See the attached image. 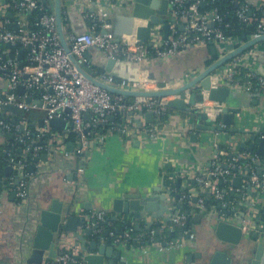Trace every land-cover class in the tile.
<instances>
[{
  "label": "crops",
  "instance_id": "1",
  "mask_svg": "<svg viewBox=\"0 0 264 264\" xmlns=\"http://www.w3.org/2000/svg\"><path fill=\"white\" fill-rule=\"evenodd\" d=\"M248 1L259 5L262 0ZM48 2L50 5L49 0ZM3 3L4 0H0V29H7L6 20L17 22L19 18L11 9L4 7ZM63 5L67 37L71 33L87 30L88 20L81 12L79 0H63ZM106 8L110 20L112 15L120 13L118 7L108 6ZM10 12L13 13L12 19L8 17ZM26 22V25L30 27V21L27 19ZM144 23L143 20H135L134 26L130 28L132 33L123 35L126 38L128 36H131L129 38H135L137 26L145 25ZM123 28H125L124 25ZM161 30L164 35L163 29ZM177 32L180 31L178 23H175L172 25L170 35ZM234 39L236 47L244 42L241 38ZM3 47L0 49V95L8 91L9 83L1 66L5 60L11 59L14 53L13 47H7L6 44ZM222 51L223 49L217 45H215V50L212 49V45H194L168 59L152 58L143 65L141 71L134 66L128 67L123 64L119 67L117 74L121 78L153 77L147 87L151 90L180 87L200 75L207 67L221 58L225 54ZM89 53L91 56L90 59H86V63L92 66L96 72L101 73L99 69L103 70L105 64L104 53L98 49H91ZM4 54H6L5 59L3 58ZM239 58L245 69L264 75V42L255 45L240 55ZM120 77L115 79L120 81ZM26 94H29L27 90L22 94L18 93V96L26 100L28 98H25ZM205 97V103L202 105H210L212 101L209 100L206 93ZM133 98V96L128 97L130 100H133ZM168 99H175V96H169ZM244 103L246 106H242L239 114L233 115L231 124H226L223 120L222 123L226 125L225 128H221L215 123L216 118L206 123L200 117L193 119L188 112L167 107L172 111L162 121V132L155 139L140 141L134 138L131 140L125 139L118 133H110L100 143L91 141L87 150L85 173L81 180L76 175V167L80 164V158L75 153L78 140L65 141V150L69 153H66V151L55 153L48 151L47 162L40 165V167L34 163L35 161L30 162L28 167L34 165L35 169H32V171L27 169V173L30 175L27 201L25 203L20 202L17 196L13 194V188H4L0 193V262L20 264V261H25L29 257L32 249L31 236L34 231L33 227L35 228L34 221L38 218L40 210L49 208L54 200L62 204L64 212H67L65 214L66 218L70 215L82 216L83 211L105 210L112 217H117L114 219L118 222L128 223V221H131L134 226L147 229L149 225L151 226L164 218L156 217L154 215L157 212L148 210H143L141 217H136L135 212L132 210L129 213L117 212L114 209L116 199L126 201L128 200L126 195L132 193L154 195L171 190L167 194V201L171 203V208L165 212V215L167 216L174 210L179 209L186 213L184 205L187 202L182 197L180 200H175L173 196L180 192L182 196L186 193H193L197 187L194 176L207 172L212 167V161L218 153L221 151L224 152L223 155H231V151L241 153L245 151L241 147L242 142L254 143L256 147L258 146L260 138L255 140L254 137L264 132V92L257 89L249 93L236 92L231 98V105L233 106L240 107ZM0 113L13 123H19L24 118L21 113L4 112L1 108ZM35 114L38 117L31 121V125L35 126L34 128L40 127V120L44 116V111L35 110ZM209 115L212 116V114ZM221 117L223 119V114H221ZM123 119L126 121L127 117L123 116ZM140 119L145 120V117ZM195 123L197 125L210 124L218 128L206 130L197 128V126L194 127L193 124ZM235 127L242 130V132L230 130ZM5 133L7 131L0 129V152L8 144L12 145L10 142L13 138H8ZM68 142H72L71 149H67ZM233 156H230V158ZM242 159L238 160L240 167L233 176V191H231L240 193L239 204L236 207L229 206L227 210L234 211L230 217L237 222L240 218L235 214L242 211L246 212L245 216L247 217V212L253 205L259 214L260 220L264 219V193L258 196L253 185L248 183L250 161L249 159H246V161ZM7 166L9 164L0 167L3 181H8L14 174V172L12 174L7 173ZM263 173L264 167L263 172L258 173V175ZM237 177L241 179L240 187H236L234 184V179ZM178 178L182 179L181 185L177 183ZM243 186H246L243 189L244 192L239 191ZM178 201L182 202L181 206L177 205ZM157 204L160 207L165 205V202L159 199ZM190 208L193 215L202 213L204 216L198 222L192 216L188 231L184 230L181 237H176L178 242L174 244L164 242L161 245L147 246L142 250L140 248L133 249L129 246L117 245L108 235L96 234L94 231L93 236L86 239L89 242L96 238L99 243L116 245V249L122 250V256L126 260V264H210L215 250L219 248L226 251L235 263H250L257 244L253 238V232L255 233V231L251 232L248 241L246 240L237 246H230L227 243L218 241L216 238L212 223L213 219H211L213 216H209L210 213L199 211L195 207ZM220 211L223 210H215L213 215ZM224 217L226 218L227 214ZM82 227L83 225L79 226V231ZM193 229H195L194 232ZM64 233L69 235L68 233L72 232L65 231ZM188 234L191 235V238H186ZM179 239H182V241H179ZM61 241L62 235H59L58 247ZM79 242L81 244L80 240ZM59 250L61 251L60 247ZM50 259L47 258L45 261ZM105 261H111V257L106 256ZM119 263L117 260L116 264ZM262 264H264V261Z\"/></svg>",
  "mask_w": 264,
  "mask_h": 264
},
{
  "label": "built area",
  "instance_id": "2",
  "mask_svg": "<svg viewBox=\"0 0 264 264\" xmlns=\"http://www.w3.org/2000/svg\"><path fill=\"white\" fill-rule=\"evenodd\" d=\"M121 1L79 0L81 12L88 20L89 25L87 30L71 33L68 36L71 53L76 57L78 63L86 62L84 52L89 47L102 49L110 59L139 63L143 66L152 58L168 59L194 45L202 46L210 42L220 44L229 40L234 42V38H239L238 36L228 37L220 27L223 22V15L218 10V0H169L170 14L176 18L175 23H181L185 26L184 31L164 38L161 28L157 26L154 29L150 43L142 42L136 37L117 41L110 30L112 23L106 7L119 6ZM3 6L16 11L19 18L17 22L21 26L18 30L0 29V49L7 43L12 44V47L20 45L18 49L13 50L14 53L11 59L5 60L1 66L9 82L8 91L10 93L8 99L27 112L30 110L44 111V126L36 127L34 131L30 128L29 121L26 118L13 124L0 113V129L11 132L17 142L26 143L27 138L34 133L36 134L33 142L25 146V153H31L34 158H40L48 151L53 153L57 151L64 152L66 151L65 141L69 136V132L73 131L78 136V147L75 153L80 158V164L76 167V175L81 180L85 173L87 150L91 141L100 143L110 133H118L125 139L132 140L136 138L140 141H147L160 136L162 132L161 115L167 109L168 97L136 96L133 100H130L92 83L78 70L65 51L57 30L56 17L52 12L47 11L44 0H4ZM258 8L264 11V0L260 2ZM31 13L35 14V28L26 25L28 15ZM238 15L247 22L258 21L256 31L252 34V37H259L264 34V16L260 18L250 17L246 7L240 8ZM9 21L6 20L7 23ZM24 25L28 28H23ZM22 48L26 49V54L24 65L20 67L18 55ZM96 77L105 83L120 88L148 89L149 84L147 76H142L138 82L133 83L126 80L117 81L115 77L105 72H97ZM212 77L216 87L227 85L250 92L255 89L264 92V76L245 69L239 56L220 67L213 73ZM19 86H24L28 91L29 94H26L25 98L32 97L37 102L29 103L19 97L17 93ZM210 105L216 106L210 112L213 118H217L222 114V103L212 101ZM67 108L71 109L70 113L66 112ZM140 111L153 113L155 121L146 123L145 120H141L143 125L138 126L135 115L129 113L138 114ZM119 114L127 117L124 123H114L106 132L96 130L94 132L95 136L89 138L88 135L94 130V127L107 124L109 120L114 119ZM85 115H89L90 118L86 119ZM53 118L67 119L69 122L68 129L64 132L54 131L49 124ZM219 126L221 128L226 127L224 123H220ZM45 135L49 136L45 140V146L48 147V150L42 152L44 146L41 142L42 137ZM15 144V142H12V145ZM66 153L69 152L66 151ZM223 154L224 152L221 151L214 157L212 167L207 172L194 176L197 182L195 191L182 196L190 207H195L205 213L208 212L210 213L209 216H214L213 213L217 210L216 205H213L210 209L207 208L205 202L209 194H212L222 205H228V207L238 205L235 200H226V194L233 191V187L229 186V189L224 191L219 186L218 180L227 181L230 176H234L236 170L240 167L238 163L240 158L249 159L250 161L248 183L253 185L258 196L264 193V173L261 175L257 173V169L264 167V157L262 155L248 150L241 153L231 151L230 154L234 155L231 160L221 161L220 157L224 156ZM8 155V164L14 169V174L8 184L16 192L19 201L23 203V199L28 198L30 175L26 172V167L30 162H27L26 159H16L11 153H8ZM46 162L40 159L34 163L40 167ZM18 177L19 183L14 185ZM245 187L243 186L239 191L242 192ZM218 214H222V212L220 211L216 215ZM169 215L167 216L170 217ZM82 216L85 217V223L80 232L85 229H92L96 234H102L106 230L108 237L115 244L129 246L133 249L140 248L141 250L154 244L161 245L164 242L174 244L178 242V239H166L165 241L157 239L156 233L163 232L166 229L174 231L176 226H184L187 217L186 213L183 212L176 217H170L168 222L160 219L147 229L142 228L139 230L136 226L131 225L118 233L110 220L112 216L105 210L83 211ZM222 218H225L223 214ZM243 224L248 232L255 231L260 237H264V219L260 220L259 214L253 205L247 212ZM105 225L108 228H105ZM68 234L63 233L62 241L59 243L62 253L56 258L44 261L43 264L82 263L77 258V255L82 253L81 244L73 233ZM146 239L150 240L151 243L145 244ZM134 243H138L139 247Z\"/></svg>",
  "mask_w": 264,
  "mask_h": 264
},
{
  "label": "water",
  "instance_id": "3",
  "mask_svg": "<svg viewBox=\"0 0 264 264\" xmlns=\"http://www.w3.org/2000/svg\"><path fill=\"white\" fill-rule=\"evenodd\" d=\"M50 8L52 13L56 17L57 30L59 33L60 40L65 51L69 54L70 59L76 65L78 70L92 83L98 85L99 87L106 89L112 93H116L119 95L128 98L130 96H145V97H169L175 96V99L168 100L167 107L176 109L178 111H185L191 114L193 119L200 117L206 123L211 122L213 117L210 116V112L216 106H201L199 104L204 103L206 97L205 93L208 95L210 101L222 103L223 106L221 108L223 114V120L226 124L232 123V117L234 114H239L241 112L242 106H246L244 103L240 107L231 105V98L234 96L236 92L240 93H249L250 91L242 90L239 88H234L232 86L221 85L216 87L212 80V75L215 73L221 66L225 65L228 61L233 58L242 55L255 45L264 42V34L259 37H250L248 39L244 38V41L240 46L236 47L235 43L232 40L227 42L218 43H208L207 45H212V49L215 50V45L221 47L223 49L222 52L225 54L207 67L200 75L194 77L192 80L182 84L180 87H167L162 89H128V88H120L105 83L99 80L97 76L96 70L93 69L88 63H78L76 57L71 53V48L68 42V37L65 30V22H64V5L63 0H49ZM203 6H205L203 4ZM118 7V12L116 15L111 16V32L117 41H120L126 38L123 34L129 33L132 31V28L135 24V20H143L145 25L137 26L136 28V38L142 42L150 43L152 39V35L156 26L161 25V29L164 31V38H168L172 31V25L176 22V18L170 14L169 0H122ZM9 18H13V13L10 12L8 14ZM114 17V18H113ZM125 28H123V25ZM214 23L212 24V26ZM7 29L9 30H18L21 28L20 24L15 21H11L7 23ZM23 28L27 29L26 25ZM179 31H184L185 26L181 23L178 24ZM130 30V31H129ZM132 33V32H131ZM128 36V35H126ZM131 36H128L129 38ZM7 47H12V44L7 43ZM205 46V45H202ZM91 49H98L105 55V64L103 66V71L110 76L115 78L120 77L117 74V71L121 65L134 66L138 70L141 71L142 67L139 63H131L128 61H116L114 59H110L107 57L105 52L97 47H89L84 52V57L86 59H90L89 51ZM26 54V49H20L18 58L20 60V67L24 65V58ZM3 58H6V54L3 55ZM258 73V72H256ZM260 74V73H258ZM263 75V74H260ZM152 76V75H151ZM264 76V75H263ZM148 77V76H147ZM121 78V77H120ZM153 77H148V80H152ZM121 80H126L128 82H138L140 80V76L137 78H124ZM26 89L24 86H19L17 92L22 94ZM9 91L0 95V108L3 109L4 112L12 111L18 112L22 115H27L28 112L18 107L15 103H12L8 99ZM27 102H37L32 97H28L26 99ZM41 102V101H40ZM67 113L71 112L70 108L66 109ZM130 115H135V121L138 126L143 125L141 121V117H145L146 123H153L155 121V116L153 113L140 111L137 114L129 113ZM125 115V114H124ZM86 119H89V115H85ZM16 121V120H14ZM50 126L57 129L67 130L69 127V122L67 119L61 118H53L50 120ZM72 125V124H71ZM70 125V126H71ZM40 126H44L43 118L40 120ZM193 126H197V128L202 129H217L218 127L212 126L210 124H193ZM232 131H239L238 128L230 129ZM259 133V132H258ZM5 135L12 139L14 135L11 132L5 133ZM241 147L245 150L249 151H257L260 155H264V136L261 137L258 146L256 147L254 143H241ZM72 148V142L67 143V149ZM232 156V155H230ZM47 161L48 154L44 153L40 158H34L35 162L39 160ZM246 161V159H242ZM29 170L35 169L34 165H29ZM6 171L8 174H12L14 169L11 165L6 167ZM263 168L258 169V173H262ZM20 177V176H19ZM19 177L15 181L14 185L19 183ZM178 185H181L182 179L178 178ZM222 183V181H221ZM234 184L236 187H240L241 179L239 177L234 179ZM171 190H168L164 193H156L154 195H143L142 193H132L126 195L128 200L124 199H116L114 209L117 212H125L129 213L130 210L135 212L136 217H141L143 210H148L150 212H157L154 216L163 217L165 221H170V217H176L179 214L183 213V210H174L169 213L170 217L165 215V212L171 208V203L167 201V194L170 193ZM16 195V192H13ZM182 197V193H176L173 198L175 200H180ZM28 198L23 199V203L27 201ZM161 199L165 202V205L158 207L157 201ZM179 206L182 205L181 201H178ZM123 206V207H122ZM228 205L219 204V209L223 210L225 214H227L226 218H222V214L214 215L211 217L213 219V227L214 234L218 241L229 244L230 246H237L243 243L244 241H248L249 235L252 233L248 232L245 229L243 220L245 219L246 212H237L235 215L240 218L239 221H234L230 217L234 211L227 210ZM67 212H64L62 204L54 200L52 205L49 208H43L39 212V216L34 221L35 228L33 227V234L31 238L32 249L29 257L25 259V261H20V264H43V262L47 258H56L62 251L59 250L58 247V238L59 235H62L65 231L72 232L74 237L81 241V249L82 253L77 255V258L82 261V264H116L118 260L119 264H126V260L122 256V250L116 249V245L110 243H99L98 239L90 240L87 242V237L93 236L94 232L92 229H85L83 232L79 231V226L85 223V217L83 216H65ZM223 213V214H224ZM224 214V215H225ZM186 221L183 226L184 230L189 229L191 224V217L194 216L195 221H200L203 218L202 213H197L195 215L192 214V211H186ZM117 218V217H113ZM211 223V222H210ZM129 225H133L131 221H128ZM194 225V224H193ZM150 227V225L148 226ZM137 229H142V227L138 226ZM195 229H193V232ZM176 232H173L172 235L175 236ZM105 235H108V232L105 231ZM99 238V237H98ZM186 238H191V235H186ZM254 241L257 242L254 248V256L249 264H262L264 261V237H260V235L255 232L253 233ZM182 241V239H179ZM111 257V261L106 262L105 257ZM0 264H10L8 262H0ZM16 264V263H15ZM210 264H241L235 261L233 262L229 254L223 249L215 250L213 258Z\"/></svg>",
  "mask_w": 264,
  "mask_h": 264
},
{
  "label": "trees",
  "instance_id": "4",
  "mask_svg": "<svg viewBox=\"0 0 264 264\" xmlns=\"http://www.w3.org/2000/svg\"><path fill=\"white\" fill-rule=\"evenodd\" d=\"M46 7H47V11L48 12H52L49 2L48 0H44ZM217 6H218V10L219 12L223 15V22L220 24V27L224 30L225 34L228 37H235L238 36L239 38H241L242 40L244 38L248 39L252 36V34L256 31L257 28V24L258 21L254 20L251 22H247L244 21L242 18L239 17L238 15V10L242 7H246L247 8V13L250 17L253 18H260L262 16H264V11L263 9L258 8V4L257 3H252L249 2L248 0H218L217 1ZM12 12H14V14H16V11L13 10L11 8ZM28 20L30 21V28H35V14L31 13L30 15H28ZM66 24V21H64ZM20 46V45H19ZM19 46H13V50L18 49ZM4 48V47H3ZM25 60V59H24ZM25 62V61H23ZM99 72H104L102 69H99ZM117 81H119L118 79H116ZM172 111V109L167 108L166 111L161 115V121L165 120L166 115L168 113H170ZM24 118H26L29 121V126L30 128H32V130L34 131V127L33 125H31V121L32 119H36L38 116L35 114V110H30L28 112L27 115H23ZM23 118V119H24ZM223 122V119L221 117V115H219L216 120L215 123L217 125H220V123ZM13 123V122H12ZM114 123H119L122 124L124 123V119L122 115H117L116 117H114V119H111L108 121L107 124H101L98 125L97 127H94V130L90 132V134L88 135L89 138H93V136H95L94 132L96 130H101L102 132H106L108 131L107 129L113 125ZM16 124V123H13ZM52 129L54 131H60V132H64V130L62 129H57V128H53ZM264 136V132L261 133L260 135H257L254 137L255 140L257 139H261V137ZM48 135H45L44 137H42V145L44 146L42 152H45L48 150V147L45 146V140L48 139ZM36 138V134H32L29 138L26 139V143H21V142H17L15 140V137L13 138V140L10 142H15V145H11L8 144L5 149L3 151L0 152V167L2 168L3 166H6L8 164V159H9V155L8 153H11L16 159H26L27 162H32L34 161V157L31 153H25L24 152V148L28 143H32L33 139ZM78 136L75 132L70 131L69 132V136L67 137L66 140H78L77 139ZM256 142V141H255ZM252 152H257V151H252ZM264 157V156H262ZM221 161H230V155H224L220 157ZM1 168H0V193L4 190V188H10L11 186L8 184L10 178L13 176H11L8 181H3L1 178ZM28 166L26 167V172H27ZM237 172V170H236ZM222 181V183H221ZM233 176L229 177L227 181L225 180H218V184L219 186L224 190L227 191L229 189V186H233ZM239 194L240 193H234V192H229L226 194V200H235V202L237 204H239ZM206 205L207 208H212L213 205H216V208L219 209V204L220 201L215 199L213 197L212 194H209L206 198ZM184 209L186 211H192V209L190 208V206L188 204L184 205ZM110 220L113 222V225L115 226V229L118 233H121L125 228L131 226L129 225L127 222H118L116 219H113V217H110ZM105 228H108L105 225ZM135 228V227H134ZM150 230V229H149ZM105 231H103L102 234H105ZM176 232L175 236H172V233ZM184 234V228L183 226H176L174 231H171L169 229L164 230L163 232L160 233H156V238L157 239H161L162 241H165L166 239L169 240H175L176 237H181ZM145 244H150L151 241L150 240H145L144 241ZM137 247H139L138 243H134ZM82 264V263H81Z\"/></svg>",
  "mask_w": 264,
  "mask_h": 264
}]
</instances>
